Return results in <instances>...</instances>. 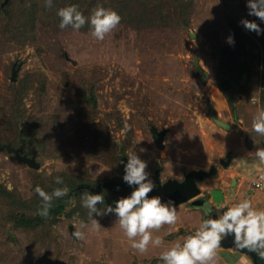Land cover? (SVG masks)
Wrapping results in <instances>:
<instances>
[{
    "label": "rangeland",
    "instance_id": "1",
    "mask_svg": "<svg viewBox=\"0 0 264 264\" xmlns=\"http://www.w3.org/2000/svg\"><path fill=\"white\" fill-rule=\"evenodd\" d=\"M41 1L10 0L0 12V140L12 139L23 122H32L37 132L26 139V149L39 163L34 168L0 150V183L26 214L41 203L36 179L49 180L57 172L77 174L95 186L98 181L123 178L122 152L134 151L147 162L150 175L159 167L164 180L181 178L191 168L218 166V157L226 158L228 151L231 163L242 167L233 158L239 146L251 152L264 148V136L246 124L240 133L239 128H227L229 133H225L212 121L206 105L208 99L221 119L242 114L252 120L264 109L260 100L264 21L248 14L247 0H149L151 5L168 3L169 9L155 10L144 20L130 14L131 20L125 19L103 41L92 38L90 27L78 32L70 26L60 29V22L41 12ZM94 1L80 0L76 6L88 17L92 4L108 9L111 5L106 0ZM244 19L259 24L261 33L247 30L241 23ZM188 30L197 35L188 36ZM229 36L234 44L228 43ZM252 46L255 60L245 50ZM221 53L236 64L246 59L252 64L240 93L229 91L235 96L232 104L215 77ZM13 66L14 82L10 79ZM151 126L166 129L162 148L154 143ZM230 138L232 145L227 144ZM221 170L214 177L197 180L199 195L214 209L225 201L224 194L212 188ZM212 191L220 197L211 199ZM262 191H245L244 198L264 209ZM73 192L69 190L59 218L34 229L9 219L11 201L0 192V264H156L160 252L182 242L204 216L190 201L174 203L179 221L154 233L164 244L140 254L130 247L114 213L96 216L100 227L92 229L88 210L82 206L86 195ZM98 194L105 202L98 207H115L117 199L108 201L112 195L108 189ZM229 197L237 200L235 195ZM81 221L89 225L83 241L73 236ZM219 264L254 263L233 245L221 244Z\"/></svg>",
    "mask_w": 264,
    "mask_h": 264
},
{
    "label": "clouds",
    "instance_id": "2",
    "mask_svg": "<svg viewBox=\"0 0 264 264\" xmlns=\"http://www.w3.org/2000/svg\"><path fill=\"white\" fill-rule=\"evenodd\" d=\"M45 7H53V0H45ZM248 14L264 21V0H247ZM60 17L59 28L71 27L79 31L86 24L90 26V34L96 41H103L113 33L121 23L120 14L103 6H97L90 16L86 17L76 5L61 7L57 11ZM243 26L261 33L260 25L255 21L244 19ZM229 44H234V38H227ZM252 130L258 135L264 136V109H260L252 119ZM127 154V163L124 166L123 181L128 185L137 187L127 197L116 201L115 207L103 205L104 196L101 194L86 195L82 200V206L88 210V216L92 229H98L100 224L96 216H104L114 213L117 217L120 229L130 242V247L140 254L148 252L149 248H159L164 244L163 238L154 233L159 232L165 225L174 226L180 217L174 203L162 202L159 196L149 197L154 184L149 179L147 162L142 160L134 151ZM255 157L264 164V148H257ZM264 180V175L260 177ZM55 183L63 184L61 177H56ZM35 192L42 201L39 215L48 217L49 210L54 199H61L68 195L67 187L56 188L52 193L46 192L37 186ZM221 210H223L221 212ZM213 206L204 205V213L207 218L187 235L182 242L176 241L160 252L156 264H219V251L222 240L230 234H234V244L237 249L255 251L264 259V209L254 206L252 199L243 198L233 203V198H227L219 209L217 218H212ZM88 224L81 221L79 228L73 232L78 240H86Z\"/></svg>",
    "mask_w": 264,
    "mask_h": 264
},
{
    "label": "trees",
    "instance_id": "3",
    "mask_svg": "<svg viewBox=\"0 0 264 264\" xmlns=\"http://www.w3.org/2000/svg\"><path fill=\"white\" fill-rule=\"evenodd\" d=\"M79 1L80 0H53V7L51 8L45 7V0H42L39 3L41 4V9H42L41 12L45 14L47 18H50V19L54 18L55 21L60 22V17L57 15L58 9L61 7L76 5V2H79ZM81 1H85V0H81ZM95 1L101 2L100 0H95ZM95 1L93 3H95ZM106 1H109L108 3H111V5H108L109 9H113L120 14V16L122 17L121 22L125 21V19H128V17L131 20L132 17H130V14H137L138 17L142 16V19L144 20L146 18L149 19L150 14H152L155 10H157L158 12H161V9H162L164 12H167V10L169 9L168 3H158L156 5H151L148 3L149 0H106ZM9 3H10V0H7V2L0 4V12H2L8 6ZM97 6H100V5L92 4V10L96 8ZM92 10L90 13H92ZM126 11H128L129 13L126 14ZM20 18L23 19L22 17ZM87 27H90V26L86 24L82 28H87ZM248 48L245 49L246 52L247 53L249 52L251 57L253 56L252 59L255 60L257 58V55H254V51L256 48L253 46L250 49ZM224 54L225 53H221V56L219 58V62H218L219 70H218V73H215V77L219 80L218 87L225 94V97L229 100L230 104H232V102L235 101L234 100L235 96L231 95L229 91L240 93L241 91L240 85L242 84L244 86L250 78V75H251L250 69L252 67V64L247 59L241 62L240 64L239 63L236 64L233 58L232 59L228 57L226 58ZM227 76H229L230 80L228 81V83H226V86H223L221 83L224 78H227ZM199 77L201 79H204V75L202 74L199 75ZM261 78H262L263 88L261 90L260 100L262 103H264V69H262ZM12 81L14 82L15 79ZM19 114L22 115L23 113L20 111ZM33 118L34 117H32V120ZM31 124L32 122H28V121L23 122L22 126L18 129L17 134L12 138L14 139L17 136L15 140H12L11 138L7 139L6 141L0 140V150H4L8 153H11L12 155L15 156V158H17L14 151L10 149L9 147L11 148L18 147L21 143L20 138H22L24 145L19 150V153L26 154L27 156H32L26 149V143H27L26 139H30L29 137L32 136L34 132L35 133L37 132L36 129H34V127ZM7 145H9V147H7ZM58 176L63 179V184L55 183L56 177ZM36 183H37V186L43 188L48 193H52L56 188L67 187L69 190H73L74 191L73 193L76 196L82 195V194L88 195L89 193L98 194L101 191L107 190L106 188L102 187L99 192H95V193L91 192L87 188L82 187L81 184L87 183V184L93 185L94 183L92 182V180L88 179L87 181H85V179L83 178L81 179V175H77V174L62 176L60 175L59 172L55 173L49 180L36 179ZM0 192L1 194L3 193L5 195L4 197L6 198V200L10 199L11 201L10 205L12 207L8 210L9 219L14 221L18 226H21L25 229H28V228L34 229L39 226H42L44 222H46L48 219L55 220V218H59V216L65 211V207H66L65 200L67 196L61 199H54L52 201V206L49 210L48 217H42L41 215H39V210L41 208L42 201L41 203L35 205V208H34L35 212L33 211L32 214H26L24 211L20 210L19 209L20 206H18L14 202L13 197H12L13 196L12 192L10 190H7V188H5L4 186H2L1 183H0ZM114 198L117 200L121 199V197L119 196L109 195L108 201H110L111 203L113 202L115 203Z\"/></svg>",
    "mask_w": 264,
    "mask_h": 264
},
{
    "label": "water",
    "instance_id": "4",
    "mask_svg": "<svg viewBox=\"0 0 264 264\" xmlns=\"http://www.w3.org/2000/svg\"><path fill=\"white\" fill-rule=\"evenodd\" d=\"M5 2H7V0H3L2 4ZM196 35L197 34H194V33L192 34L188 30V36L193 37ZM15 72H16V68L13 66L11 70V76H10L11 80L15 79ZM228 79H229V76H227L226 80L224 79L221 84L223 86H226V83H228ZM207 103H208L207 112L210 115L212 121L224 129L229 128L230 122L227 120L221 119L217 116L216 110L210 104L208 99H207ZM150 132H151L153 141L156 144V146L159 148H162L164 146V143L162 140L166 132V129L162 128L158 130L155 126H151ZM20 141L21 143L18 147L11 148L9 147V145H7V147H9L10 149L14 151V153L16 154L17 158L20 161L27 163L31 167L37 168L39 166V163L35 160L34 157L19 153V150L24 145L22 138H20ZM120 157H121L120 169L124 173V166L127 163V156L124 152H122ZM226 161H229V159H227ZM159 170H160L159 167H156L153 170V173L151 174L150 180L153 182L154 188H153V191L149 193V197L159 196L162 202H165V203L169 201L173 203H181L185 201H190V203L193 206L204 209V205L206 204L207 201L205 197L199 195L200 188L197 185V179H201L205 176H210L213 172V167L209 170H205L201 168H191L184 173L182 179H177L175 177H169L163 182L159 178ZM81 186L87 188L91 192H97L102 187H104V188H107L112 195H116L121 198L129 196L131 192L134 190V188L137 187L136 185H132V186L128 185L126 182L123 181L121 177H115V178L108 179V180H102L96 183L95 186H91L89 184H81ZM212 212L214 213V210ZM205 218L206 217L203 216V219ZM70 229H71V226H70ZM221 244L224 246L233 245L235 247L234 238L232 237V234H230V236L228 235L227 237H225L222 240ZM237 250L248 254L251 257V260L254 264H264V259L260 258V256L255 251H250L246 248L237 249Z\"/></svg>",
    "mask_w": 264,
    "mask_h": 264
},
{
    "label": "crops",
    "instance_id": "5",
    "mask_svg": "<svg viewBox=\"0 0 264 264\" xmlns=\"http://www.w3.org/2000/svg\"><path fill=\"white\" fill-rule=\"evenodd\" d=\"M220 108H222V110L224 112H226V114H227V110H226L225 106L222 105V107H220ZM239 114H241V113H239ZM241 116H242V114H241ZM241 116H236L234 114L233 117L230 115H227V117L224 118V120H227L230 122L229 129L235 128L237 130L239 128V133H240L241 131H243V129L245 127L244 124H246L247 128L252 127V120L250 118L248 120V119H246V117H241ZM231 117L233 119H231ZM242 118H244L245 123H243ZM223 130L225 133H229L228 129H223ZM230 139H229V142L227 140V144L231 143V145H232V138H230ZM247 142H250V141L248 140ZM262 145L263 144L261 143V147H262ZM239 147H240L239 153L235 154V156L233 158L238 159V165H241L242 167H240V166L235 167V165H233V163H231L232 162L231 158H230L231 152L228 151L226 154V158L218 157V160H217L218 166L213 163L207 169L203 168L205 170H209L213 167L212 174L210 176H205L203 178L214 177V174L217 172V170L222 169L220 171L219 176H215L218 180L212 181V184H214V185H212V188L214 191L216 190L217 193L219 192L220 194H222V196L224 194L225 200L227 199L228 196H234L235 195L237 200L236 201L233 200L234 202H238L240 199H243L245 197V195H247V194H244L245 191H255V190L261 191V190H264L262 188H254L251 185L252 178L257 173L258 169L263 167L264 164H262L258 161V159L255 157V152H253V151L251 152L248 149V147L244 146L245 147L244 150L242 149V145ZM227 159H229V161H226ZM249 159H251V160H249ZM219 166L221 168H218ZM251 168H253V169H251ZM217 175H218V172H217ZM203 178H201V179H203ZM237 178H238V183H237ZM219 180H220V182H217ZM225 182H229L228 183L229 187H226ZM238 187H239V190L237 192L236 188H238ZM216 188H218V189H216ZM224 188H228V191L224 190ZM223 190H224V192H223ZM214 191H212V194L210 195V197H211V199L215 198V200H216V198L217 197L219 198L220 195H218ZM262 192H264V191H262ZM211 199L208 198V201H210ZM239 262H241V261H239Z\"/></svg>",
    "mask_w": 264,
    "mask_h": 264
},
{
    "label": "built area",
    "instance_id": "6",
    "mask_svg": "<svg viewBox=\"0 0 264 264\" xmlns=\"http://www.w3.org/2000/svg\"><path fill=\"white\" fill-rule=\"evenodd\" d=\"M264 175V166L261 167L258 172L254 175V177L251 180V185L254 188H262L264 189V180H261L260 177Z\"/></svg>",
    "mask_w": 264,
    "mask_h": 264
},
{
    "label": "flooded vegetation",
    "instance_id": "7",
    "mask_svg": "<svg viewBox=\"0 0 264 264\" xmlns=\"http://www.w3.org/2000/svg\"><path fill=\"white\" fill-rule=\"evenodd\" d=\"M208 104V103H207ZM206 104V105H207ZM208 107V106H207ZM153 173V172H152ZM151 173V174H152ZM184 175V174H183ZM159 178H160V170H159ZM167 178H169V177H167ZM166 178V179H167ZM176 178V177H175ZM183 177H181V178H177V179H182ZM123 179V178H122ZM150 179H151V175H150ZM166 179H164V180H166ZM160 180H161V178H160ZM164 180H161L162 182L164 181ZM197 180H200V179H197ZM204 197V196H203ZM206 201H207V199H206ZM207 204H208V202H206ZM191 204V203H190ZM192 205V204H191ZM193 206V205H192ZM203 211H204V209L203 208H201ZM213 210H214V213L212 212L211 213V216H212V218H217V216L219 215V214H217V212H215V209L213 208ZM223 210H221V212H222ZM204 217H206L205 216V213H204ZM207 218V217H206ZM230 236V235H229ZM232 237L234 238V234H232Z\"/></svg>",
    "mask_w": 264,
    "mask_h": 264
}]
</instances>
